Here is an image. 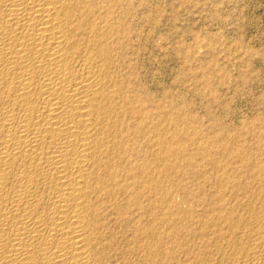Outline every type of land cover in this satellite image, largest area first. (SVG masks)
I'll use <instances>...</instances> for the list:
<instances>
[{"label":"bare ground","instance_id":"1","mask_svg":"<svg viewBox=\"0 0 264 264\" xmlns=\"http://www.w3.org/2000/svg\"><path fill=\"white\" fill-rule=\"evenodd\" d=\"M125 3L0 0V264H134L138 244L160 262L163 163L181 150L130 90ZM222 166L196 264H264V163Z\"/></svg>","mask_w":264,"mask_h":264},{"label":"rangeland","instance_id":"2","mask_svg":"<svg viewBox=\"0 0 264 264\" xmlns=\"http://www.w3.org/2000/svg\"><path fill=\"white\" fill-rule=\"evenodd\" d=\"M125 5L116 15L128 22L130 58L124 70L131 71L130 90L150 108L160 103L162 127L181 150L163 163L157 263L196 264V255L206 250L202 233H213L214 220L219 223L214 205H208L218 167L248 173L250 164L264 163V0H126ZM136 147L139 161L149 157L142 138ZM131 232L121 234L133 238ZM138 245L134 253L143 255ZM134 253L128 255L134 264L150 263L145 254L141 259Z\"/></svg>","mask_w":264,"mask_h":264}]
</instances>
